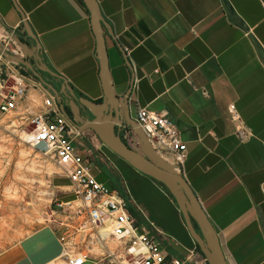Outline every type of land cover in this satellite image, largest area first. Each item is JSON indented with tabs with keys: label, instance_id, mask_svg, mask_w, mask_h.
Returning a JSON list of instances; mask_svg holds the SVG:
<instances>
[{
	"label": "crops",
	"instance_id": "1",
	"mask_svg": "<svg viewBox=\"0 0 264 264\" xmlns=\"http://www.w3.org/2000/svg\"><path fill=\"white\" fill-rule=\"evenodd\" d=\"M96 1L112 33L105 43L116 95L124 97L131 87V116L145 107L176 125L186 146L179 168L214 225L226 263L264 264L263 1ZM23 18L46 66L78 97L101 99L88 12L76 0H0V37H19L31 52L35 43ZM230 103L252 134L246 142L230 122ZM136 176L156 200L125 181L127 190L121 179L123 192L109 186L127 198L141 226L159 235L164 250L163 241L171 239L196 251L172 198L151 178ZM61 251L56 228L43 225L1 250L0 264H47Z\"/></svg>",
	"mask_w": 264,
	"mask_h": 264
},
{
	"label": "built area",
	"instance_id": "2",
	"mask_svg": "<svg viewBox=\"0 0 264 264\" xmlns=\"http://www.w3.org/2000/svg\"><path fill=\"white\" fill-rule=\"evenodd\" d=\"M0 44L22 57L9 34L0 37ZM227 110L237 138L248 141L252 134L234 104ZM13 113L18 115L22 139L48 157L69 182L71 198L54 200L48 209L62 251L47 264H189L196 251L178 257L162 248L159 235L139 224L127 198L97 180L77 125L59 112L52 94L24 66L0 54V114ZM132 119L157 154L178 166L183 162L186 146L166 115L136 107ZM121 130L126 144L137 145L129 128ZM96 138L94 148L99 151L102 144Z\"/></svg>",
	"mask_w": 264,
	"mask_h": 264
},
{
	"label": "water",
	"instance_id": "3",
	"mask_svg": "<svg viewBox=\"0 0 264 264\" xmlns=\"http://www.w3.org/2000/svg\"><path fill=\"white\" fill-rule=\"evenodd\" d=\"M90 19L92 32L96 40V56L99 63V78L102 97L99 102L79 98L81 105L90 113V118H81L77 113L71 119L77 124L79 131L91 130L102 145L127 162L133 169L160 183L171 195L182 214L188 234L197 250L189 264H227L222 252L214 225L202 209L194 191L189 186L178 165L161 157L151 147L147 137L130 115L129 96L131 87L124 97L116 95L109 70L105 35L112 37L111 30L104 19L96 0H81ZM264 3V0H262ZM23 26L27 38L32 39L35 47L26 51L30 45L19 37L15 42L22 52V57L9 54L0 44V54L8 61L20 64L37 78L45 87L57 95L63 86L73 89L65 83V79L46 66L40 56V46L23 18ZM47 74L49 83L42 75ZM57 79L59 82H57ZM61 83V84H60ZM129 128L135 135L137 145L126 144L121 136L122 128ZM162 237V236H161ZM164 238V237H162ZM172 251L187 257L189 251L171 239L165 240ZM197 255V256H196Z\"/></svg>",
	"mask_w": 264,
	"mask_h": 264
},
{
	"label": "rangeland",
	"instance_id": "4",
	"mask_svg": "<svg viewBox=\"0 0 264 264\" xmlns=\"http://www.w3.org/2000/svg\"><path fill=\"white\" fill-rule=\"evenodd\" d=\"M18 120L17 113L0 114V251L40 226L55 227L50 221L49 206L54 200L71 198L68 180L38 148L22 139ZM102 154L127 190L125 181L146 197L157 199L156 192L136 178L137 174H143L104 145ZM93 172L100 178L107 175L103 170L100 175L97 168H93Z\"/></svg>",
	"mask_w": 264,
	"mask_h": 264
},
{
	"label": "flooded vegetation",
	"instance_id": "5",
	"mask_svg": "<svg viewBox=\"0 0 264 264\" xmlns=\"http://www.w3.org/2000/svg\"><path fill=\"white\" fill-rule=\"evenodd\" d=\"M44 81L49 83V79L47 77L43 76ZM54 97L55 104L57 105V108L59 112L64 115L67 119H73L75 117V113L79 115L81 118H90V113L84 108L80 101L79 98L73 91H70L67 86L62 87V91L57 92V95L54 94L51 90H49L47 87H45ZM132 117V116H131ZM75 123V122H74ZM76 124V123H75ZM77 125V124H76ZM79 130V129H78ZM80 136H81V142L82 145L90 151V160L93 163V168H97L98 173L100 171H105L107 173L106 176L103 175L102 179L107 185H117L119 189L124 191V187H122V183L119 178H116L112 175L116 174V170L114 167L111 165V163L108 161V159L102 154V146H100L101 149L99 151L94 148V137L96 138V135L93 131L91 130H84V131H79ZM120 136L121 138H124V130H120ZM97 139V138H96ZM105 160V161H104ZM100 175H102L100 173ZM116 176V175H115ZM163 245L166 250L172 251L170 247H168L166 241H163Z\"/></svg>",
	"mask_w": 264,
	"mask_h": 264
},
{
	"label": "trees",
	"instance_id": "6",
	"mask_svg": "<svg viewBox=\"0 0 264 264\" xmlns=\"http://www.w3.org/2000/svg\"><path fill=\"white\" fill-rule=\"evenodd\" d=\"M85 10H86V8H85V6H84V4L82 3V1L81 0H76ZM87 11V10H86ZM100 101V99L99 100H97L96 102H99ZM122 140L125 142V139L124 138H122ZM126 143V142H125ZM153 180V179H152ZM153 181H155V180H153ZM157 184H159L163 189H164V191H166V193L171 197V195L168 193V191L160 184V183H158L157 181H155ZM172 198V197H171ZM172 200H173V198H172ZM174 201V200H173Z\"/></svg>",
	"mask_w": 264,
	"mask_h": 264
},
{
	"label": "bare ground",
	"instance_id": "7",
	"mask_svg": "<svg viewBox=\"0 0 264 264\" xmlns=\"http://www.w3.org/2000/svg\"><path fill=\"white\" fill-rule=\"evenodd\" d=\"M9 84H11V82H9ZM170 163H173V162L170 161ZM33 170H34V169H33ZM31 173H32V171H31ZM53 173H55V172H53ZM13 209H14V207H13ZM50 219H51L50 221H52V222L55 223V221H54V219H53L52 217H50Z\"/></svg>",
	"mask_w": 264,
	"mask_h": 264
}]
</instances>
